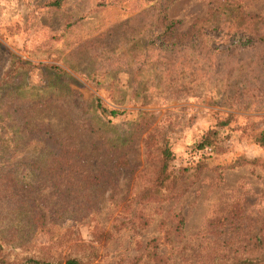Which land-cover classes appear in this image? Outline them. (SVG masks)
Segmentation results:
<instances>
[{
	"label": "rangeland",
	"instance_id": "obj_1",
	"mask_svg": "<svg viewBox=\"0 0 264 264\" xmlns=\"http://www.w3.org/2000/svg\"><path fill=\"white\" fill-rule=\"evenodd\" d=\"M42 1L0 0V76L16 66L0 83L4 257L62 259L90 247L100 264L248 255L264 237V146L253 141L264 130V73L248 79L236 59L214 60L190 43L178 45V68L130 57L145 33L138 15L162 9L180 36L215 1ZM228 1L264 19V0ZM96 100L123 111L100 114ZM210 129L214 145L198 149ZM50 138L65 153L48 155ZM164 143L173 156L157 188Z\"/></svg>",
	"mask_w": 264,
	"mask_h": 264
},
{
	"label": "trees",
	"instance_id": "obj_2",
	"mask_svg": "<svg viewBox=\"0 0 264 264\" xmlns=\"http://www.w3.org/2000/svg\"><path fill=\"white\" fill-rule=\"evenodd\" d=\"M61 0H43L40 4L42 8H57ZM151 1V0H146ZM213 6L209 9V14L203 19L193 21L187 34L176 35L174 30L178 24L177 19H172L164 15L162 9L154 11L152 15H138L135 18L140 30L145 29V33L138 39L133 40L134 52L130 57L137 61H143L146 57L151 60H159L170 66L179 67L175 64L178 45L190 43L195 50L204 53L206 56H213L214 60L219 54H222V61L234 58L239 68L247 71L248 79L253 75H262L264 73V19L259 15L247 16L238 11L236 3L228 0H213ZM157 9V7H155ZM211 27V28H209ZM221 48H218L216 43ZM253 51L248 56L247 51ZM137 51V52H136ZM215 51V52H214ZM120 54L118 60L123 64H128L129 57L126 53ZM217 54V55H216ZM185 61V59H184ZM211 62V61H210ZM102 64L108 66L112 64L111 59ZM225 65V64H224ZM50 69L59 71L56 65H48ZM245 67V70L243 69ZM238 67L234 68L237 69ZM248 68V69H247ZM256 68V69H255ZM16 69L14 62L11 67L5 70L0 76V83L4 80H12L13 70ZM95 110L106 116H117L123 110L107 108L99 100L95 101ZM226 119H222L220 124H225ZM217 131L214 129L204 132L196 147L201 149L206 146H213ZM51 139V138H50ZM253 141L259 146H264V130L256 132ZM49 144L48 155L56 156L65 153L60 145L51 139ZM172 152L166 143L160 148V157L158 166L153 178L154 187L161 188L169 181V161L172 158ZM96 236H109L107 233L96 231ZM89 247V246H88ZM244 249L234 251L231 255H221L212 257L207 264H264V237L257 235L253 242L246 248L248 255L239 253ZM93 248L84 249L82 255L67 256L62 259L49 258L42 255H22L18 259L4 257L3 247L0 243V264H100L95 260ZM152 248L147 255L154 254ZM153 264H165L159 258L154 259Z\"/></svg>",
	"mask_w": 264,
	"mask_h": 264
}]
</instances>
